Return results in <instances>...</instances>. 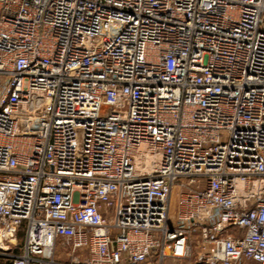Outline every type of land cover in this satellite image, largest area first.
I'll return each mask as SVG.
<instances>
[{"label": "built area", "instance_id": "built-area-1", "mask_svg": "<svg viewBox=\"0 0 264 264\" xmlns=\"http://www.w3.org/2000/svg\"><path fill=\"white\" fill-rule=\"evenodd\" d=\"M0 260L264 264V0H0Z\"/></svg>", "mask_w": 264, "mask_h": 264}, {"label": "rangeland", "instance_id": "rangeland-1", "mask_svg": "<svg viewBox=\"0 0 264 264\" xmlns=\"http://www.w3.org/2000/svg\"><path fill=\"white\" fill-rule=\"evenodd\" d=\"M177 211H178V207H177V190L174 191L173 196H172V202H171V207H170V219L174 220L177 216ZM111 216H113V212L111 211ZM61 248L64 252V255L62 256V258H68V255H66V253H68L70 251V247L67 245H63L61 244V242L58 243V249ZM194 250L195 252L199 251V248L196 247V245L194 246ZM196 254V253H195ZM191 260H194V258H192ZM190 260V261H191ZM5 262V261H3Z\"/></svg>", "mask_w": 264, "mask_h": 264}, {"label": "crops", "instance_id": "crops-1", "mask_svg": "<svg viewBox=\"0 0 264 264\" xmlns=\"http://www.w3.org/2000/svg\"><path fill=\"white\" fill-rule=\"evenodd\" d=\"M56 254H57V257L62 258V256L64 255V252H63V250L61 248H59V249H57V253ZM165 264H183V262H181V263H178V262L173 263L171 261H167Z\"/></svg>", "mask_w": 264, "mask_h": 264}, {"label": "trees", "instance_id": "trees-1", "mask_svg": "<svg viewBox=\"0 0 264 264\" xmlns=\"http://www.w3.org/2000/svg\"><path fill=\"white\" fill-rule=\"evenodd\" d=\"M0 264H7L6 262H3V260H0Z\"/></svg>", "mask_w": 264, "mask_h": 264}]
</instances>
